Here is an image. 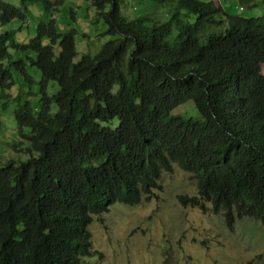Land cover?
Segmentation results:
<instances>
[{"label": "trees", "instance_id": "16d2710c", "mask_svg": "<svg viewBox=\"0 0 264 264\" xmlns=\"http://www.w3.org/2000/svg\"><path fill=\"white\" fill-rule=\"evenodd\" d=\"M153 1L168 18H129L124 0H94L106 23L100 35L117 37L78 61L77 30L60 32L53 17L27 43L0 34V100L15 73L40 87L38 103L33 90L14 95L29 157L0 160V264H89L102 256L95 216L151 200L176 166L197 183L198 195L179 196L183 205L209 203L230 228L246 217L264 225V14H232L216 0ZM21 3L0 0L2 24L26 22L30 3L53 16L63 0ZM208 27L220 30L202 42ZM188 100L197 118L173 113Z\"/></svg>", "mask_w": 264, "mask_h": 264}, {"label": "rangeland", "instance_id": "374dc122", "mask_svg": "<svg viewBox=\"0 0 264 264\" xmlns=\"http://www.w3.org/2000/svg\"><path fill=\"white\" fill-rule=\"evenodd\" d=\"M22 6L21 0H3ZM94 0H63L53 16L48 15L40 3H30L28 19L23 22L15 19L10 23L0 21V34L14 32L16 42L27 43L36 35V26L41 20L56 19L60 32L76 29V61L84 54H95L108 41L117 36L100 35L106 23L97 15ZM232 14L254 17L264 14V0H255L253 6H246L238 0H216ZM166 5L153 0H124L122 14L133 18L150 13L163 20L170 11ZM168 6V5H167ZM185 20L195 22L196 17L188 13ZM99 20V21H97ZM220 28L208 27L198 37L203 42L208 32ZM45 43L49 40L44 39ZM34 56L33 52H30ZM35 80L40 72L29 68ZM264 75V64L261 68ZM16 87L10 97L0 100V160L28 158L29 143L19 133L15 112L18 107L14 95L23 90L35 91L30 96L33 103L40 97L39 84L29 83L15 73ZM57 84L50 82L49 93L54 94ZM18 93V94H19ZM174 114H186L197 118L199 112L193 102L188 100L173 110ZM118 119L112 123L113 128ZM26 133L29 128H24ZM22 145H16L23 141ZM162 189L155 190L151 200L136 205L115 203L110 211L95 216L90 225L93 250L101 255L86 258L89 264H264V225L254 218L238 219L233 227L226 224L221 213H215L211 204L203 209L199 206L183 205L180 195H198L197 183L191 175L179 167L173 172L165 171L161 179Z\"/></svg>", "mask_w": 264, "mask_h": 264}]
</instances>
